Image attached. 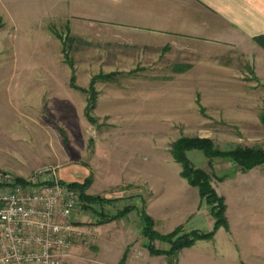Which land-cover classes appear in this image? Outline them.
Listing matches in <instances>:
<instances>
[{
	"label": "rangeland",
	"instance_id": "1",
	"mask_svg": "<svg viewBox=\"0 0 264 264\" xmlns=\"http://www.w3.org/2000/svg\"><path fill=\"white\" fill-rule=\"evenodd\" d=\"M1 24L0 169L18 178L47 166L59 175L81 172L90 179L87 195L116 197L111 204L89 203L90 212L77 214L82 233L64 264H102L100 241L111 232L97 228L127 206L146 211L154 200L161 213L165 205L183 207L199 198L173 157L178 140L206 138L224 151L264 147L262 51L224 52L182 42L128 53L119 45H90L55 24L47 38ZM187 156L212 181L236 167L199 149ZM185 214L173 210L168 224L159 221V232L167 234ZM146 241L139 247L147 254ZM151 256L158 264H177L179 255Z\"/></svg>",
	"mask_w": 264,
	"mask_h": 264
},
{
	"label": "crops",
	"instance_id": "2",
	"mask_svg": "<svg viewBox=\"0 0 264 264\" xmlns=\"http://www.w3.org/2000/svg\"><path fill=\"white\" fill-rule=\"evenodd\" d=\"M0 19L6 29L23 27L46 38L52 24L67 27L90 45H119L127 47L128 53L161 50L182 42L204 43V47L215 46L224 52H264L255 41L264 36V0H0ZM235 166L224 180L212 181L225 198L229 228L221 227L212 239L198 240L183 249L177 264H264V165L248 171ZM60 177L73 183L84 182L88 176L80 172L61 173ZM112 195L103 198L111 204L116 199ZM133 207L128 214L97 228L99 233L111 232L100 241L102 264H118L126 254V264H158L139 247L147 242L140 216L144 209ZM182 209L185 217L173 221L164 232L180 226L188 231L214 229L211 207L202 203L200 195L191 205L186 202L172 209L165 205L161 213H156L153 200L146 212L159 231V221L165 226L171 221L169 214Z\"/></svg>",
	"mask_w": 264,
	"mask_h": 264
},
{
	"label": "built area",
	"instance_id": "3",
	"mask_svg": "<svg viewBox=\"0 0 264 264\" xmlns=\"http://www.w3.org/2000/svg\"><path fill=\"white\" fill-rule=\"evenodd\" d=\"M86 210L81 191L52 166L28 178L0 169V264H64Z\"/></svg>",
	"mask_w": 264,
	"mask_h": 264
},
{
	"label": "trees",
	"instance_id": "4",
	"mask_svg": "<svg viewBox=\"0 0 264 264\" xmlns=\"http://www.w3.org/2000/svg\"><path fill=\"white\" fill-rule=\"evenodd\" d=\"M2 24L0 25V27ZM255 41L264 48V36L255 38ZM193 149L203 150L209 159L224 158L236 164L242 171L251 170L257 166L264 165V147H243L238 146L230 151H224L216 148L215 143L210 139L200 138H182L178 140L172 150L174 159L182 166V176L188 181L189 185L199 190L202 201L211 207L212 215L215 219L214 229L210 232L194 230L189 233H182L183 227L180 226L170 233L163 234L155 229V220L145 211H140L141 220L143 222V235L149 241L147 245L149 251L153 255L174 256L188 247L193 246L198 240L212 239L217 230L221 227L229 228L228 219L226 216V201L225 198L218 194L212 184L211 176L204 170L193 165L187 156V152ZM225 176L223 179H225ZM71 185L81 191L82 199L85 207H89V203H99L108 201L99 196L87 195L86 190L90 185V179L87 178L84 182H73ZM134 209L133 206H127L120 211L114 218H119L128 214ZM155 241H163L170 244L171 248L167 251L160 250L155 246ZM126 255L123 260H126Z\"/></svg>",
	"mask_w": 264,
	"mask_h": 264
}]
</instances>
